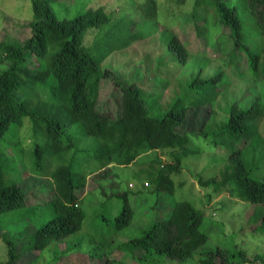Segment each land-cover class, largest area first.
I'll return each instance as SVG.
<instances>
[{
  "label": "trees",
  "instance_id": "1",
  "mask_svg": "<svg viewBox=\"0 0 264 264\" xmlns=\"http://www.w3.org/2000/svg\"><path fill=\"white\" fill-rule=\"evenodd\" d=\"M29 1L33 10L29 25L31 38L19 43L0 42V66L6 68L0 71V151L12 126L22 128L26 118L37 126L44 124L39 130L45 142L33 153L35 173L44 172L53 188L46 197L53 217L36 231L27 251L41 253L52 243L62 242L80 231L86 219L83 198L95 191L106 201L115 197L122 200V210L114 219L116 232L132 225L136 208L131 205L129 194H108L104 185L89 191L88 181L92 177L99 178L100 182L108 181L117 177L114 166H134L153 188L150 196L160 194L151 209L166 215L154 221L145 220L148 228L120 246L133 249L134 264L187 262L195 254L201 256L197 264L252 262L244 251L206 249L210 237L203 230V210L190 201L170 203L167 198L178 190L173 177L182 172L184 161L200 153L190 148V137L181 129L193 109H206L211 116L222 89L228 86L226 71L206 76L207 64L203 60L206 55L191 60L189 47L166 29L161 34L166 35V42L160 45L155 81H152L155 92H149L141 85L143 82L129 83L122 75L111 79L112 70L102 67L106 59L147 39L151 30L143 31L142 26L126 17L113 22V17L102 7L86 10L74 18H60L54 6L63 4L62 0ZM139 7L145 21L157 22L158 0H146ZM192 18L203 53L210 47L217 55L223 54L234 69L244 60L247 67L244 73L249 80L256 86L263 81L264 0H194ZM110 24V28L102 30ZM93 30L103 34L88 47L85 40ZM166 60L168 66H164ZM186 70L190 71L188 75H196L194 81L187 83L188 79L179 77L188 73ZM157 74L171 79L158 83ZM105 80H111L120 92L115 104L101 99L106 96ZM174 81L177 86L172 97L162 103L164 92ZM28 91L37 94L28 98ZM192 93L195 94L191 96ZM243 99L225 111L226 120L220 123V132L213 133L214 146L226 148L227 164L218 168L211 178L200 176L199 184L211 190L213 196L229 194L240 201L263 206L255 218L260 223L257 231L264 233V181L250 176L245 157L247 143L253 135L251 126H260L264 109L258 102L244 106ZM36 101L41 107L35 106ZM73 126L77 127L73 136L79 138L66 141L70 138L68 130ZM201 134L209 136L207 131ZM89 137L101 148L91 155L89 150L82 149L86 154L84 160H80L78 152L68 156L83 138ZM150 153H165L168 160L143 159ZM60 161L65 164L59 165ZM109 184L111 189L117 188L115 180ZM25 206L24 188L4 174L0 163V228L3 214ZM3 240L8 246V264H17L21 259L20 245H15L7 236ZM107 260L106 264H113ZM258 260L264 262V257Z\"/></svg>",
  "mask_w": 264,
  "mask_h": 264
},
{
  "label": "rangeland",
  "instance_id": "2",
  "mask_svg": "<svg viewBox=\"0 0 264 264\" xmlns=\"http://www.w3.org/2000/svg\"><path fill=\"white\" fill-rule=\"evenodd\" d=\"M145 1L62 0L63 4H56L54 9L60 18H74L86 10L102 7L113 17V22L126 17L142 26L143 31L148 29L152 31L147 39L124 51L115 52L106 59L102 67L112 70L109 76L111 79L122 75L129 83L143 82L141 85L149 92H155L152 81H155L154 73L160 45L166 42V35L161 34L166 29L173 31L189 47L191 60L193 57L206 55L203 59L207 64L206 76L214 75L221 70L226 71L229 83L223 89L220 88L221 84H218V89H222L221 97L213 106L211 116L206 109H193L181 129L182 133L190 137V148L200 153L184 161L182 172L173 177L178 190L174 196L167 198L170 203L187 200L197 209L203 210L205 213L203 230L210 237L206 249L220 247L230 252L244 251L252 262L243 264H264L263 261L258 260V257H264V233L257 231L260 223L255 218L260 215L263 206L240 201L229 194L213 196L211 190L199 184L200 176L211 178L217 173L218 168L228 162L225 146L215 147L212 139L214 132H220V123L226 120L225 111L228 112L235 101L244 97L247 98L242 101L244 106L258 102L264 109V78L256 86L244 73L247 70L246 61H240L239 68L234 69L228 64V60L225 61L223 54L217 55L210 47L203 53L193 25L194 0H158L160 15L157 22L144 20V14L139 6ZM32 19L33 10L29 0H0V42L19 43L30 39L32 33L29 25ZM202 20L200 18V21ZM110 27L111 24L106 25L102 30ZM102 34L103 31L100 30L90 31L85 40L86 46L91 47ZM104 49L105 45L102 47V50ZM166 65L168 66V60L164 62V66ZM5 69L0 66V71ZM186 72L188 73L182 74L183 76L179 74V77L188 79L187 83L194 81L196 75H188L190 71L186 70ZM156 78L158 83H166L171 79L158 74ZM105 84L106 96L101 99L103 102L109 100L115 104L120 92L111 80H105ZM176 86L177 82L174 81L164 92L162 103L170 100L173 88ZM34 94L36 95L37 92L28 91L26 95L28 98H33ZM194 94L192 93L191 96ZM36 105L41 107L39 101H36ZM260 123L257 128L251 126L253 135L247 143L245 157L251 170L250 176L264 181V118ZM41 127H44V124L40 123L37 126L26 118L22 128L12 126L1 145L0 163L3 172L12 182H17L24 188L26 206L5 213L1 217L0 264H8L9 261L8 246L3 240L4 236L10 238L15 245H20L21 259L17 264H106L107 258L113 261V264H134L131 258L133 249L129 247L128 250L122 249L120 246L140 236L148 228L145 220L154 221L156 218L166 217L165 214L151 209L157 203L160 194L150 196L153 188L148 184L146 177L141 176L139 168L134 166L123 168L113 165L117 177L101 182L99 178L92 177L88 181L89 191L94 190L98 185H104V189L111 195L127 192L131 205L136 208L135 221L132 225L116 232L114 219L122 210V200L115 197L106 201L100 197L99 192L95 191L90 195L87 193L83 198L82 208L86 212V219L80 231L62 242L52 243L41 253L27 251L36 231L53 217L46 198L53 190L51 180L45 177L44 172L35 173L33 153L37 146L45 142L39 130ZM204 131H207L209 136L205 137L201 134ZM76 132L77 127H70L68 130L70 138L67 140L65 137V140L70 141L71 137H75L73 140L77 141L79 137L73 136ZM76 147L77 151L75 149L68 156L71 157L78 152L80 160H84L83 156L86 155L82 149L89 150L88 154L91 155L101 148L100 144L90 137L83 138ZM165 155V153H150L143 159L147 158L149 161L155 157H163L168 160ZM62 163L64 162L60 161L59 165ZM84 168L89 169V166L84 164ZM114 180L117 188L111 189L109 183ZM67 248L69 251H65ZM137 253L135 251V254ZM200 258L199 254H195L187 262L166 261L165 264H197Z\"/></svg>",
  "mask_w": 264,
  "mask_h": 264
}]
</instances>
